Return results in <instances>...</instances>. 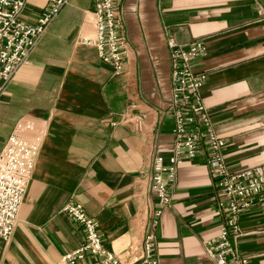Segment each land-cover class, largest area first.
Instances as JSON below:
<instances>
[{"label": "crops", "instance_id": "1", "mask_svg": "<svg viewBox=\"0 0 264 264\" xmlns=\"http://www.w3.org/2000/svg\"><path fill=\"white\" fill-rule=\"evenodd\" d=\"M47 2L27 0L23 19L36 21ZM92 7L69 0L0 96V152L20 124L43 131L14 232L0 237V264H64L85 237L62 210L71 201L97 219L108 250L125 258L142 245L147 205L157 204L148 190L151 155L167 160L172 148L170 37L205 43L192 67L207 73L203 100L229 168L264 164V0H122L130 53L121 75L78 43L95 32ZM131 102L147 111L143 133L108 122ZM222 199L205 151L178 165L152 229L160 264H213L204 241L220 233ZM240 222L239 250L248 264H264V202Z\"/></svg>", "mask_w": 264, "mask_h": 264}, {"label": "built area", "instance_id": "2", "mask_svg": "<svg viewBox=\"0 0 264 264\" xmlns=\"http://www.w3.org/2000/svg\"><path fill=\"white\" fill-rule=\"evenodd\" d=\"M121 1L93 0L91 12L95 32L90 37L78 39L79 44L94 47L98 57L112 66L115 75L127 73L130 53ZM68 2L48 0L36 21L28 22L22 16L27 0H0V96ZM168 46L171 93L166 111L173 117V139L167 160L159 154L151 155L148 190L155 196L157 204L147 205L150 230L145 233L142 245L130 248L123 258L105 247L98 230L99 223L87 214L84 205L77 201L68 202L63 210L84 227L85 237L77 248L62 256L64 264H80L87 256L92 257L88 264H160L152 229L158 224L163 207L170 203L178 165L194 159L202 151L207 154L219 192L223 195L219 208L224 214L219 235L204 241L207 257L213 264H248L247 257L238 247L239 239L246 234L240 218L251 206L264 202V164L240 170H232L227 165L223 154L225 141L217 133L203 100L202 86L207 73L197 72L192 67L195 59L207 54L204 41L182 44L170 37ZM146 118L147 111L133 102L122 114V123L137 133H143ZM28 128L33 125H18L0 152V237L4 240L14 232L39 148V135L34 141L22 135V131Z\"/></svg>", "mask_w": 264, "mask_h": 264}, {"label": "rangeland", "instance_id": "3", "mask_svg": "<svg viewBox=\"0 0 264 264\" xmlns=\"http://www.w3.org/2000/svg\"><path fill=\"white\" fill-rule=\"evenodd\" d=\"M131 103H133V102H131ZM131 103H129L128 104V106L126 107V110L125 111H123V112H121V114L120 115H118V117L116 118V119H112V120H108V122L110 123V125L112 126V127H116V126H118V125H121L122 124V114H124V113H126L128 110H129V106H130V104ZM126 117V116H125ZM126 119V118H125ZM118 121H121L120 123H117ZM123 121H124V119H123ZM112 122H115V123H113V124H111ZM117 123V124H116ZM124 124V123H123ZM126 124V123H125ZM23 126H25L26 125V123H23L22 124ZM41 129V128H40ZM22 135L24 136V137H26L27 139H29L30 141H34V140H36V137L39 135V137H40V139H39V145H40V142H41V139H42V135H43V133H40L39 132V129H37V128H35V126H33V128H31V129H24L23 131H22ZM37 152H38V150H37ZM37 154V153H36ZM36 162V161H35ZM63 210V209H62ZM64 211V210H63ZM65 212V211H64Z\"/></svg>", "mask_w": 264, "mask_h": 264}]
</instances>
